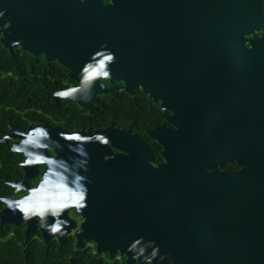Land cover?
I'll return each instance as SVG.
<instances>
[{
  "label": "water",
  "instance_id": "obj_1",
  "mask_svg": "<svg viewBox=\"0 0 264 264\" xmlns=\"http://www.w3.org/2000/svg\"><path fill=\"white\" fill-rule=\"evenodd\" d=\"M108 1L0 0V25L11 22L1 43L68 68L79 83L68 100L91 108L111 92L102 76L89 78L104 63L111 84L124 82L131 95L143 90L171 112L173 127L149 132L163 162L154 164L140 139H124L132 154L120 159L116 176L80 180L60 168L50 179L69 204L87 188L76 247L93 239L98 253L125 255L127 264H154L156 245L174 264H264V38H251L264 31V0ZM244 132L250 170L235 177L216 170ZM9 183L30 188L28 178ZM16 201L5 200L1 222L25 223L28 236L41 223L12 211ZM67 209L61 243L73 226ZM41 230L47 241L55 236Z\"/></svg>",
  "mask_w": 264,
  "mask_h": 264
},
{
  "label": "flooded vegetation",
  "instance_id": "obj_2",
  "mask_svg": "<svg viewBox=\"0 0 264 264\" xmlns=\"http://www.w3.org/2000/svg\"><path fill=\"white\" fill-rule=\"evenodd\" d=\"M104 1L107 4L110 2L108 0ZM254 37L264 38V31L251 36V38ZM65 69L64 72L69 76L65 81L68 86L56 90L54 93L79 86V83L70 76L71 71L66 67ZM102 81L111 91L109 94L112 93V86L119 83L111 84L107 79H103ZM105 94H99L97 103L91 108L82 107L80 104L68 99H57L56 101L53 94L52 101H46L47 107L42 106V103H36V106L31 108L27 106L19 110V123H10L8 130L0 140L8 136L10 140L3 144H8L11 150L15 143H19L28 152L35 149V157L47 158L50 163L22 166L21 162L25 157L22 154L16 153L18 155L16 169L18 172L12 174L11 177L13 179L7 182L10 185V193L4 195V198L20 200L22 197L28 195V190L40 185L41 179L44 178L46 172L49 179L54 180L58 178L59 174L57 171L60 168H66L68 175L73 179H79L78 177H114L117 175V165L120 159L132 154V145L131 147H127L128 150L124 149V139L125 142L129 141L132 143L140 139L147 146L154 163L153 148L155 145L162 146L154 141L149 132L154 130L155 127L166 128L173 127V125L170 122L169 125H155L153 128L142 132L137 129L134 122L124 125L121 123L120 115L106 116L103 109L106 102L102 99V96ZM56 102L57 104H55ZM165 113H168V119L171 112L166 111ZM12 126H16L17 128L13 129ZM41 129H46L48 135H40ZM29 135L32 142L28 145H22L21 142L27 139ZM235 137L236 133L233 132L232 138ZM239 138L240 140L237 142L232 139V148L227 156V161L223 164H217L215 168L218 171H229L233 177L245 173L251 168L247 162L249 158H246L250 142L246 138L245 132L241 133ZM105 140H107V143H104ZM235 146L239 149H236ZM26 178L29 179L30 188L23 189L20 192H17V188L9 183L13 181L23 182ZM6 206L7 204L5 203L3 209ZM66 212L70 225L72 224L73 226H71V230L67 234L65 241L72 239L77 244L79 241L77 232L86 221V216L81 212V209L77 210L75 206L69 207ZM37 219L41 223L39 217ZM46 219L50 221L53 217L49 215ZM21 226H24L26 234L27 225L24 223ZM32 233H36L37 237L40 236L46 240L40 225H38L37 230L30 234ZM52 240L60 242L58 235L52 236L49 241H46L50 242ZM86 245L96 246V242L93 239L88 240Z\"/></svg>",
  "mask_w": 264,
  "mask_h": 264
},
{
  "label": "trees",
  "instance_id": "obj_3",
  "mask_svg": "<svg viewBox=\"0 0 264 264\" xmlns=\"http://www.w3.org/2000/svg\"><path fill=\"white\" fill-rule=\"evenodd\" d=\"M64 70V66L48 62L44 55L34 56L20 47L11 52L0 41V138L10 123H19L20 109L36 103L47 107L46 101H52L54 91L68 86L65 81L69 76ZM102 99L107 117L120 115L121 123L134 122L140 132L155 125H169L168 113L160 103L143 90L129 94L124 82L112 86V93ZM161 150L159 145L153 148L155 164L163 161ZM17 157L8 144L0 143V197L10 193L7 182L18 172ZM4 205L0 203V214ZM36 235L26 236L24 226L3 225L0 218V264H127L125 255L112 258L108 253H98L95 245L77 248L72 239L47 242Z\"/></svg>",
  "mask_w": 264,
  "mask_h": 264
},
{
  "label": "clouds",
  "instance_id": "obj_4",
  "mask_svg": "<svg viewBox=\"0 0 264 264\" xmlns=\"http://www.w3.org/2000/svg\"><path fill=\"white\" fill-rule=\"evenodd\" d=\"M81 4H85L87 0H79ZM6 10L0 11V19H3L5 16ZM11 28V22L5 23L3 25H0V30L8 31ZM105 49H107V45H103ZM107 61L110 63H113L116 59L115 54L111 52V50H108V55L106 57ZM91 67V61L84 66L82 71H87L88 68ZM106 65L104 63H101L99 65V69L101 71L93 70L90 73L89 78H95L98 75L102 76L105 79H109L112 76V73L110 70L104 71ZM78 89H67V90H61L56 93H54V96L57 99H68L70 98L75 91ZM40 135L47 136L48 131L46 129H41L39 132ZM32 142L31 136L29 135L27 139L23 140L21 142L22 145H28ZM104 143H107V140L104 141ZM12 151L17 154L24 155L25 159L21 162L22 166H28V165H34V164H45L50 163V161L47 158H41L39 156L32 157V154L25 150L24 147H21L19 145H13ZM80 180H86V177H78ZM48 186V187H43ZM18 191L23 190V185H16L15 186ZM51 182L48 178V173H45L44 178L41 179L40 185H37L36 188L28 190V195L22 197L20 200L16 201V208L11 209L12 211H20L23 213V219L24 221H31L34 217H39L41 224L40 226L49 233V235H56L59 233L60 236H63L66 234V229L68 227V221L67 220H61L59 219L61 216H63V212L65 209L69 207L75 206L77 210L85 207V204L83 201H85L87 196V188L84 187L81 195L79 196V201L76 202L73 201L72 204H69L67 202H64V198L59 195L57 192L51 190ZM7 198L0 197V203H4ZM51 215L54 220L52 224H47L45 221V218L47 216ZM155 243V242H153ZM133 246L130 245L128 250L131 252ZM154 264H163L165 260L168 261V264H174V261L172 259L171 253L168 252H161V248L159 245H156L154 252L152 253ZM137 257L133 255V259H136ZM149 264H152V262H149Z\"/></svg>",
  "mask_w": 264,
  "mask_h": 264
}]
</instances>
